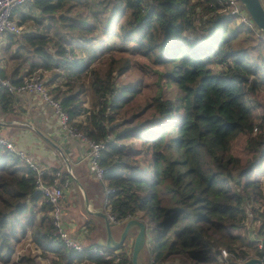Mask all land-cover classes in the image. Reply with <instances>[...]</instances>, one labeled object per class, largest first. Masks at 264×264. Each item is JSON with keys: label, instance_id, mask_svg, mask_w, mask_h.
<instances>
[{"label": "trees", "instance_id": "trees-1", "mask_svg": "<svg viewBox=\"0 0 264 264\" xmlns=\"http://www.w3.org/2000/svg\"><path fill=\"white\" fill-rule=\"evenodd\" d=\"M221 1L27 4L49 21L58 38L43 33L21 38L15 57L28 63L22 78L49 72L45 85L69 122L87 140L104 142L100 165L102 185L110 190L107 208L116 222L138 219L152 232V222L159 228L150 249L153 264H221V249L243 261L263 255L259 242L248 235L246 221L250 211L253 224L260 223L256 235L264 247V211L254 207L264 195L260 182L251 178L264 159V112L256 114L259 104L253 98L264 88V58L256 61L241 46L234 48L238 30L252 29L241 23L231 28L236 17L223 11ZM24 17L28 15L22 13L20 25L27 21ZM196 17L202 21L196 23ZM258 43L254 52L264 50V40ZM111 52L151 62L156 68L145 72L156 75L169 96L160 88L142 114L117 122L143 86L116 85V77L133 68L128 58L109 56L102 76L91 67ZM20 69L6 78L21 82L15 79ZM8 100L0 88L1 103ZM148 111L150 117L138 121ZM242 137L251 154L244 163L231 151ZM135 140L147 147L150 166L141 168L140 160L133 159L142 155L133 148ZM51 210L35 192L33 173L0 146V262L9 261L16 245L29 236L43 257H55L53 264H113L114 259L87 249L77 253L65 248L55 234ZM125 250L118 256L122 264H131ZM18 263L38 264L29 257Z\"/></svg>", "mask_w": 264, "mask_h": 264}, {"label": "crops", "instance_id": "crops-1", "mask_svg": "<svg viewBox=\"0 0 264 264\" xmlns=\"http://www.w3.org/2000/svg\"><path fill=\"white\" fill-rule=\"evenodd\" d=\"M261 2L264 6V0H261ZM22 7L19 8L21 9ZM19 8L15 10L14 15L17 16V13H20V16L22 13L24 15H28L27 20H29V22H31V20L37 21V19H45L42 15H40L39 11L32 7H23V9L18 12ZM15 21L17 22L18 20ZM17 23H19V21ZM22 28L24 30L23 26ZM38 33H40V31H34V26L32 24V31L30 27L27 32L23 31L20 37L7 35L1 39V78L10 77L18 67L21 69L20 73L18 74L19 76H17L15 79H18V77L22 78L24 76L28 70V63L19 57H15L16 49L19 46H23L21 39L23 36H34ZM48 79H44L45 82ZM79 120L81 121L82 118ZM0 135L12 140L17 147L24 150L29 156L37 161L41 167L46 169L48 173H52L53 171L57 170L61 171L65 179H67L70 184V189L65 192L64 199L62 200L61 204L62 216L65 225L68 228L69 233L74 238L82 241L85 246H97V240L104 238L105 234L100 227H96L92 218H89L84 213L79 190L72 178L67 175L65 164L61 159L60 153L52 146L54 145L59 148L61 153L67 158L69 165L73 170L74 176L85 189L89 199L93 201L96 207L99 206L105 212L104 203H99L98 192L90 182L92 175L88 169V148L86 143L75 138L67 137L59 129V119L54 113L53 109L45 104L38 96L29 94L18 96L9 95L8 102L1 103L0 101ZM49 142H51V145ZM144 169H142V171H144ZM74 211L76 213L75 218L77 220V224L75 223V226L72 221V219H74L72 215L74 214ZM99 221L100 220L97 219V224H99ZM113 225L116 230H118L116 224ZM122 226L119 227L121 228ZM91 235H93L95 238H92ZM248 235L251 237V229L248 230ZM118 236L119 234L116 233L115 237L118 238ZM86 238L93 239L95 242H87ZM151 245L148 247V249L145 248V250L149 251H143V254L139 260V264H150L152 260L150 255ZM125 249L129 250V248ZM128 254L130 255V252ZM251 257L255 256L251 255ZM148 258L149 262H147Z\"/></svg>", "mask_w": 264, "mask_h": 264}, {"label": "built area", "instance_id": "built-area-1", "mask_svg": "<svg viewBox=\"0 0 264 264\" xmlns=\"http://www.w3.org/2000/svg\"><path fill=\"white\" fill-rule=\"evenodd\" d=\"M35 0H0V49L1 39L7 35L20 36L23 33L22 26L14 19L15 10L26 4L32 3ZM221 5L223 11H228L229 14L236 17V21L249 28L255 25L242 8L238 0H222ZM0 88L10 96H18L23 94L36 95L45 104L50 106L59 119V129L69 138H75L84 141L88 148L87 161L88 169L94 179L103 184L104 169L100 165L101 151L104 148V142H95L87 140L78 128L69 122L67 113L62 109L61 103L52 98L45 85V80L39 72L25 77L21 82L13 83L8 78L0 77ZM256 132V129L253 130ZM0 146L7 150L9 153L17 157L28 170L34 175L35 192L40 194L43 201L51 207L50 217L52 225L55 228V234L61 240L65 248L68 250L81 253L86 249L88 252L98 254L101 257L114 259L113 264H122V258L118 256V252L107 253L105 248L98 246H85L82 241L74 238L68 231L62 216V200L64 199L65 192L70 189V184L63 176L61 171L57 170L48 173L46 169L41 167L37 161L29 156L24 150L16 146V144L5 137L0 135ZM106 201L104 203L105 215L111 224L116 223V220L110 214L107 208V195L110 193L109 189L104 187ZM255 207V206H254ZM255 210L262 212L258 207ZM251 213V212H250ZM248 215H251L248 213ZM252 217V216H250ZM129 219H125L123 222ZM251 238L259 242L258 246L263 249V255L260 258L264 264V247L262 241L257 237L256 232L251 229ZM150 247V245H149ZM221 264H235L241 263L243 260L237 259L234 255L229 254L225 249H221ZM150 264H153L151 260Z\"/></svg>", "mask_w": 264, "mask_h": 264}, {"label": "rangeland", "instance_id": "rangeland-1", "mask_svg": "<svg viewBox=\"0 0 264 264\" xmlns=\"http://www.w3.org/2000/svg\"><path fill=\"white\" fill-rule=\"evenodd\" d=\"M197 0H192L193 3H195ZM33 3V2H32ZM30 4V3H29ZM27 5V4H26ZM30 5L23 6L24 8H28ZM23 7L19 11L23 9ZM31 14V13H30ZM198 14V13H197ZM198 15L202 16V18H205L204 13H199ZM15 16V20H18L19 22L22 21V18L20 16V13H17V16ZM38 17V16H37ZM25 19H28L27 17H24ZM17 21V22H18ZM202 20L200 17H196V23L201 22ZM48 20L47 19H37V21H32L29 22V20L26 21L25 24L19 25L24 27V32H27L28 29L31 27L32 31V24L34 26V31L43 33L44 35L47 36V38H53L57 39L58 37L54 35L55 28L51 29L48 28ZM62 25V24H61ZM238 25V21L234 22L231 25V28H236ZM252 33L245 31L244 29L238 30L240 33L237 36V39L235 40L234 48H237L238 46H241L243 49H246L249 52V56L256 60L259 61L264 58V50H261L260 52H254V50L260 49L258 40L263 39L264 37L260 33V31L255 27L251 28ZM63 30H61V34ZM20 37V36H18ZM94 43V42H93ZM238 45V46H237ZM50 49H52V45L50 43ZM253 50V51H251ZM251 51V52H250ZM77 54H81L78 50L76 51ZM109 56H114V58L119 59L121 58H128L130 60V63L132 64L133 68L128 70L126 73H124L122 76L116 77L115 83L116 85H138L140 84L143 86V89L141 90V94L127 107H125L120 115L117 117V122H121L123 120H130L133 116H138L142 114L144 107L146 106L147 103H149L152 98L155 96L157 93L158 89H162L164 92V95L166 97L169 96L170 92L169 89L163 85V83H158L157 76L154 74H147L145 70L149 69H155L156 67L152 65L151 62L146 61L142 58H139L138 56H133V55H123L121 56L117 52H111L110 54H106L105 56L101 55L98 57V59L92 64V68L96 70L101 76L105 73L108 63H109ZM263 57V58H262ZM146 65V69H145ZM40 75L44 76V79H48L50 77V74L48 72H40L38 71ZM49 75V76H48ZM47 78H46V77ZM87 87V83H86ZM48 89V88H47ZM49 90V89H48ZM77 89L74 90V92ZM87 90V89H86ZM89 96L86 97L85 99V107L88 108L90 106V101H89ZM254 100L258 102V106L255 109V112L257 115H262L264 112V88H261L257 94L254 95ZM150 117V112L148 111L144 116L140 117L138 121L144 120L146 118ZM257 133V132H256ZM130 142V141H129ZM134 146L133 148L135 150H140L142 151V155L140 156H134V160H140L141 163V168L144 166H149L151 165L150 162V155L147 154V147H142V143L138 140L134 141ZM129 145V143H128ZM245 145V139L239 138L235 140L232 144V154L234 156H237L241 159V161L244 163L246 160L251 158V154L247 153V151L244 148ZM130 146V145H129ZM150 162V163H149ZM146 173L148 174V171L146 170ZM254 180H258L261 184V189L264 195V159L262 160V163L260 167H258L254 173L253 176L251 177ZM90 182L92 186L97 190L99 198L98 201L99 203H105L106 201V195L104 193V187L102 188V185L100 182H98L96 179L93 177L90 179ZM264 201H258L257 204H255V207H258L260 210L264 211ZM251 215H248L247 221H246V231L248 233L249 229H252L253 231L257 232V229L259 227V222L256 224H253L251 217L252 213L250 211L248 212ZM261 213V212H260ZM72 221L75 226V223L77 224V220L75 218L76 213L74 211V214ZM261 222V221H260ZM152 227H153V232L151 234V239H152V245L154 244V240H157L160 230L159 228L156 227V225L152 222ZM112 228L114 232L116 231V228L114 225H112ZM248 229V230H247ZM92 238H95L93 235H91ZM87 242H95L93 239L86 238ZM151 245V246H152ZM127 248V247H125ZM148 249V248H147ZM151 249V248H150ZM121 251V250H120ZM118 251V252H120ZM126 253H129L130 250H125ZM129 251V252H128ZM149 251V250H145ZM43 252L37 249L34 244L31 242L30 237L28 236L27 238H24L20 241L19 244L16 245L15 248V253L13 256L10 258L9 261L6 263L0 262V264H19L18 261L21 257H29V258H34L38 264H53V260L55 257L51 254H47L46 256H42ZM147 262H149V258L147 259Z\"/></svg>", "mask_w": 264, "mask_h": 264}, {"label": "water", "instance_id": "water-1", "mask_svg": "<svg viewBox=\"0 0 264 264\" xmlns=\"http://www.w3.org/2000/svg\"><path fill=\"white\" fill-rule=\"evenodd\" d=\"M244 8L255 27L260 31L264 37V6L261 0H238ZM51 145V142H49ZM61 156L65 164V170L68 176L72 178L76 187L79 190L82 207L84 213L95 222L96 227H100L105 236L98 239L96 244L98 247L105 248L109 251L118 252L122 248H129L131 264H139V260L145 248L152 244L151 232L148 225L138 219H129L124 223H114L117 226L115 232L112 225L102 208L96 207L91 199H89L85 189L78 182L73 174V170L69 165L67 158L61 153L59 148L52 145ZM97 219L100 220L97 224ZM123 225V226H122ZM119 226H122L121 228ZM116 233L119 234L118 238L115 237ZM235 264H263L259 257H250L241 263Z\"/></svg>", "mask_w": 264, "mask_h": 264}]
</instances>
